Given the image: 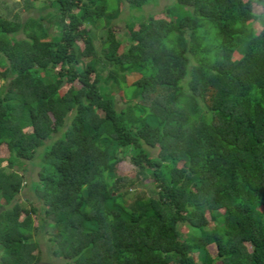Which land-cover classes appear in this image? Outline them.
Here are the masks:
<instances>
[{
  "label": "trees",
  "instance_id": "obj_1",
  "mask_svg": "<svg viewBox=\"0 0 264 264\" xmlns=\"http://www.w3.org/2000/svg\"><path fill=\"white\" fill-rule=\"evenodd\" d=\"M157 1L47 0L38 17L0 15V264H40L37 234L63 264H264V0L140 14ZM123 72L137 76L125 84ZM34 158L39 205L24 206L13 167ZM123 158L146 196L126 199Z\"/></svg>",
  "mask_w": 264,
  "mask_h": 264
},
{
  "label": "rangeland",
  "instance_id": "obj_2",
  "mask_svg": "<svg viewBox=\"0 0 264 264\" xmlns=\"http://www.w3.org/2000/svg\"><path fill=\"white\" fill-rule=\"evenodd\" d=\"M25 1L28 2V5H26ZM47 0H0V15H3L5 13L12 14L16 13L21 19L25 18L26 16L31 17H38L39 15H44L50 8L46 5ZM52 1V0H51ZM172 0H158L157 3L147 5L143 7L141 11V15L145 17L147 14L152 13L155 17H166L167 15L164 13L163 8L166 5H169ZM55 3L51 4L52 7H54ZM252 10L256 15H259L263 8L260 5L253 4ZM135 14V13H133ZM128 21V9L125 8L123 4L119 6L118 12L116 16L111 20L110 27L114 34L115 39L118 41L119 46L117 49V52L125 51L126 45H127V38L124 34V25ZM259 17H256L255 20L250 22L249 24L254 26L255 28H258L259 25ZM42 23L44 28L47 31V35L49 37H56L58 34L59 26L56 24H53L51 20H46V18L42 19ZM99 30H96L97 34H105V28H98ZM96 45L99 46V39L94 40ZM236 55V54H235ZM42 73V72H41ZM44 78L46 80L52 79V71H47L45 73H42ZM124 74V82L125 84H128L132 79H134L137 74H127L123 72ZM5 85H7L6 81L0 79V89L4 88ZM64 87H61L59 91H63ZM109 95L114 98L118 106L122 105L125 100L122 96V93L120 89L114 86L109 87ZM6 153V150L3 145H0V157H4ZM124 160L118 162L115 167L116 175L121 177L120 182L118 183L120 188H126V199L129 200L134 196V194H140L142 193L143 196H146L148 194L147 188L148 183L147 180L137 182V178L134 176V168L133 166L128 162L127 158H123ZM36 161L37 159L34 158L32 160H24L22 165H19L15 168V170L22 174L23 178L20 184V188L17 192V194L14 196V200H17L20 204L26 206L27 203L31 202L35 205H39V201L37 198L32 195L31 191L29 190V182L32 180H35L36 176ZM133 180L132 184H129L128 181ZM26 198V200H25ZM29 201V202H28ZM41 215L40 212H38V217ZM206 217H208L207 214H205ZM37 221V219H36ZM209 225H211V221L208 222ZM189 231L188 228L185 225L180 226V235L181 236H188ZM35 238L39 241L41 246V261L40 264H63V260H60L57 257H54L49 250V246L47 241H45L44 236H41L40 234L35 235ZM207 250L211 256L215 255V248L213 245H208ZM194 258L197 260V253H193ZM217 264H220V262H216Z\"/></svg>",
  "mask_w": 264,
  "mask_h": 264
}]
</instances>
